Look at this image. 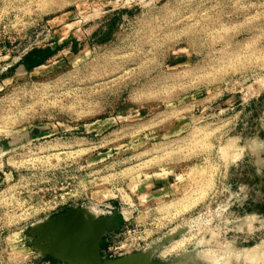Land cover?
Returning <instances> with one entry per match:
<instances>
[{
	"label": "rangeland",
	"instance_id": "374dc122",
	"mask_svg": "<svg viewBox=\"0 0 264 264\" xmlns=\"http://www.w3.org/2000/svg\"><path fill=\"white\" fill-rule=\"evenodd\" d=\"M73 207L103 260L264 264V0H0V264Z\"/></svg>",
	"mask_w": 264,
	"mask_h": 264
},
{
	"label": "water",
	"instance_id": "95a60500",
	"mask_svg": "<svg viewBox=\"0 0 264 264\" xmlns=\"http://www.w3.org/2000/svg\"><path fill=\"white\" fill-rule=\"evenodd\" d=\"M109 224L107 218L73 207L33 224L28 233L43 255L67 264H150L147 253L103 260L100 245Z\"/></svg>",
	"mask_w": 264,
	"mask_h": 264
},
{
	"label": "trees",
	"instance_id": "16d2710c",
	"mask_svg": "<svg viewBox=\"0 0 264 264\" xmlns=\"http://www.w3.org/2000/svg\"><path fill=\"white\" fill-rule=\"evenodd\" d=\"M34 63H35V61L32 62L31 64H28L27 67H30V66L33 65Z\"/></svg>",
	"mask_w": 264,
	"mask_h": 264
},
{
	"label": "bare ground",
	"instance_id": "6f19581e",
	"mask_svg": "<svg viewBox=\"0 0 264 264\" xmlns=\"http://www.w3.org/2000/svg\"><path fill=\"white\" fill-rule=\"evenodd\" d=\"M92 211V210H91ZM215 264V263H214Z\"/></svg>",
	"mask_w": 264,
	"mask_h": 264
}]
</instances>
